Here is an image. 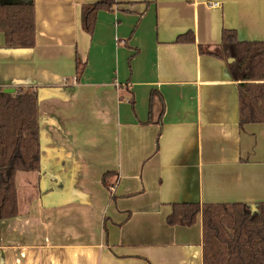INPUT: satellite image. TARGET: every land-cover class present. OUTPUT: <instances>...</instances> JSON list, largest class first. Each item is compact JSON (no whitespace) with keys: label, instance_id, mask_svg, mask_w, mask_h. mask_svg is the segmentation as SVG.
Instances as JSON below:
<instances>
[{"label":"crops","instance_id":"crops-1","mask_svg":"<svg viewBox=\"0 0 264 264\" xmlns=\"http://www.w3.org/2000/svg\"><path fill=\"white\" fill-rule=\"evenodd\" d=\"M98 1L0 0L34 6L33 46L0 31V89L37 94L41 139L0 264H203L202 214L170 225L173 205L264 204V123L241 124L219 48L264 41V0H116L88 33Z\"/></svg>","mask_w":264,"mask_h":264},{"label":"trees","instance_id":"trees-1","mask_svg":"<svg viewBox=\"0 0 264 264\" xmlns=\"http://www.w3.org/2000/svg\"><path fill=\"white\" fill-rule=\"evenodd\" d=\"M115 3L116 0H99L84 6L81 15L83 28L92 33L97 11L110 10ZM0 31L7 36L10 46H33V4L0 3ZM223 31L219 48L229 57H234L229 65L234 77L241 82V124L264 123V41L244 43L238 40L236 31ZM190 40L194 41L193 38ZM150 101L152 106V97ZM39 130L37 94L24 90L18 93L1 90L0 223L13 219L19 213L17 171L28 172L39 167ZM200 213L203 219V264H264V204L256 215L247 212L241 203L175 204L167 219L170 225L191 226Z\"/></svg>","mask_w":264,"mask_h":264},{"label":"built area","instance_id":"built-area-1","mask_svg":"<svg viewBox=\"0 0 264 264\" xmlns=\"http://www.w3.org/2000/svg\"><path fill=\"white\" fill-rule=\"evenodd\" d=\"M208 6L210 7V8H212V7H220L221 6V2H218V1H216V0H208ZM2 89H0V91H1Z\"/></svg>","mask_w":264,"mask_h":264},{"label":"water","instance_id":"water-1","mask_svg":"<svg viewBox=\"0 0 264 264\" xmlns=\"http://www.w3.org/2000/svg\"><path fill=\"white\" fill-rule=\"evenodd\" d=\"M6 93H13V92H16V88H14V87H10V88H6L5 90H4Z\"/></svg>","mask_w":264,"mask_h":264}]
</instances>
